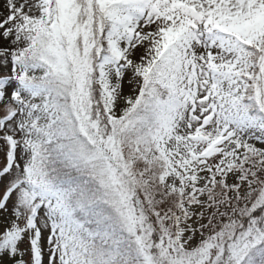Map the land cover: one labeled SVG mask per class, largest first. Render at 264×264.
<instances>
[{
  "label": "snow or ice",
  "instance_id": "snow-or-ice-1",
  "mask_svg": "<svg viewBox=\"0 0 264 264\" xmlns=\"http://www.w3.org/2000/svg\"><path fill=\"white\" fill-rule=\"evenodd\" d=\"M0 264H264V0H0Z\"/></svg>",
  "mask_w": 264,
  "mask_h": 264
}]
</instances>
